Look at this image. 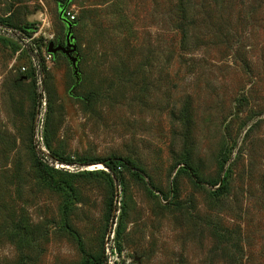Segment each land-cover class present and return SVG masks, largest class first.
Returning a JSON list of instances; mask_svg holds the SVG:
<instances>
[{"label":"rangeland","instance_id":"obj_1","mask_svg":"<svg viewBox=\"0 0 264 264\" xmlns=\"http://www.w3.org/2000/svg\"><path fill=\"white\" fill-rule=\"evenodd\" d=\"M0 264H264V0H0Z\"/></svg>","mask_w":264,"mask_h":264},{"label":"water","instance_id":"obj_2","mask_svg":"<svg viewBox=\"0 0 264 264\" xmlns=\"http://www.w3.org/2000/svg\"><path fill=\"white\" fill-rule=\"evenodd\" d=\"M63 14L64 6H61L60 16L66 24V43H56L52 40L49 43L47 51L53 55H58V53H62L67 56L73 67V74L76 79V84H78L80 77V56L78 54V46L73 33V24L66 17H64Z\"/></svg>","mask_w":264,"mask_h":264},{"label":"built area","instance_id":"obj_3","mask_svg":"<svg viewBox=\"0 0 264 264\" xmlns=\"http://www.w3.org/2000/svg\"><path fill=\"white\" fill-rule=\"evenodd\" d=\"M68 16H71V18L72 19H74V15H70V13H68ZM40 116V115H39ZM43 122H42V120H41V118H40V121L38 122V127L39 128H42L43 127ZM42 139V137H38V142H40V140ZM43 150H45L44 148H43ZM62 166H64V165H62ZM96 166V165H95ZM93 168H95V167H93Z\"/></svg>","mask_w":264,"mask_h":264},{"label":"flooded vegetation","instance_id":"obj_4","mask_svg":"<svg viewBox=\"0 0 264 264\" xmlns=\"http://www.w3.org/2000/svg\"><path fill=\"white\" fill-rule=\"evenodd\" d=\"M57 43H62V44H65L66 43V36H65V40H58Z\"/></svg>","mask_w":264,"mask_h":264},{"label":"trees","instance_id":"obj_5","mask_svg":"<svg viewBox=\"0 0 264 264\" xmlns=\"http://www.w3.org/2000/svg\"><path fill=\"white\" fill-rule=\"evenodd\" d=\"M64 15H65V12H64ZM71 22V21H70ZM72 24H73V22H72ZM108 167H110V168H112V170H116L115 168H116V166H111V165H108Z\"/></svg>","mask_w":264,"mask_h":264}]
</instances>
